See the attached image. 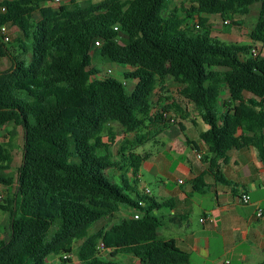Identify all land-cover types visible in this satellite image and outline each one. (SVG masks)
<instances>
[{
	"label": "trees",
	"instance_id": "trees-1",
	"mask_svg": "<svg viewBox=\"0 0 264 264\" xmlns=\"http://www.w3.org/2000/svg\"><path fill=\"white\" fill-rule=\"evenodd\" d=\"M171 1L70 0L58 9L46 6L48 0L0 1V27L20 30L13 38L17 47H8L0 34V58L11 64L0 71V129L13 124L24 131L15 192L0 199L10 224L9 239L0 240V264H49L53 256L73 264L64 256L73 255L78 241H83L80 264H123L107 262L98 249L101 243L111 258L189 264V254L174 240L159 239L157 212L167 204L139 192L136 180L131 186L123 179L121 186L106 174L129 167L138 177L145 156L135 148L150 140L143 133L148 125L164 122L152 114V97L169 78L208 127L200 138L209 144L206 159L218 182L233 186L218 165L233 150L254 148L264 163V55L254 57L252 44L223 43L213 36L209 21L210 16L247 15L260 3L249 36L264 47V0H196L184 16H165ZM195 20L198 27L191 24ZM241 25L225 24L226 31ZM96 42L102 61L129 70L124 79L135 82L131 91L116 79L91 80L99 74L92 58ZM224 90L229 99L221 104ZM183 113L189 116L186 109ZM112 123L126 135L120 161L110 151L116 139ZM107 130L109 144L103 142ZM11 164L10 153L0 145V185L13 183L5 176ZM193 184L199 192L207 188L202 176ZM121 208L140 216L121 217L90 233Z\"/></svg>",
	"mask_w": 264,
	"mask_h": 264
},
{
	"label": "crops",
	"instance_id": "crops-1",
	"mask_svg": "<svg viewBox=\"0 0 264 264\" xmlns=\"http://www.w3.org/2000/svg\"><path fill=\"white\" fill-rule=\"evenodd\" d=\"M9 31L13 38L20 36L16 27ZM177 86L180 91L181 86ZM225 97L229 99L227 92ZM180 123L185 129V133L181 132L186 146L179 148L177 135H172L178 125H153L155 132L149 142L153 138L161 150L157 155L145 153L138 177L134 178L140 182L144 169L157 187L155 192L144 187L142 193L150 190V197L167 204L157 212L162 222L159 239L174 240L179 249L189 254V264H264V163L258 152L254 148L233 150L226 162L220 159L218 165L233 186L222 184L210 173V160L206 159L209 144L200 138L207 125L201 118ZM200 176L207 188L199 192L193 181ZM243 194L251 197L249 203L241 202ZM259 210L262 217L257 216ZM119 214L129 218L136 213L121 208ZM120 256L113 258V262L142 264L132 255L120 262Z\"/></svg>",
	"mask_w": 264,
	"mask_h": 264
},
{
	"label": "rangeland",
	"instance_id": "rangeland-1",
	"mask_svg": "<svg viewBox=\"0 0 264 264\" xmlns=\"http://www.w3.org/2000/svg\"><path fill=\"white\" fill-rule=\"evenodd\" d=\"M76 1L81 3L84 2V0ZM195 1L196 0H172L168 3L167 11L164 13V15L170 16L172 12H177L181 16H184V11L189 10L191 6L194 5ZM67 4H70V0H61V2H57L56 0H48V2L45 3L46 6H51L54 9H58L60 6ZM259 11L260 3H257L253 5L250 8L248 14L244 16L228 15L226 18H222L220 16H210L209 21L212 25L213 36L218 37L225 44L238 43L241 46H249L252 44L253 48L255 46H258L260 50V55H264V47L259 44L256 45V43L253 44L249 36L251 31L255 28L257 24ZM226 21L228 22V24L241 22L242 25L233 26L232 29L228 32L226 31L225 27ZM195 22H197V20L193 21L191 24L194 25ZM12 36L13 35H11V41L8 43V47L10 48L17 47V45L13 43L14 40ZM96 51L97 47H94L92 50L93 67L98 70L99 74L96 77H92L91 80L104 77L116 79L119 82L125 83V86L127 87L128 91H131L135 86V82L124 79V72H129V70L123 68L120 65L102 61L101 58L96 55ZM10 66L11 64L7 59L0 58V71L7 70V68ZM110 69L113 70V73L111 75L108 74V70ZM160 86L154 92L152 97L153 108L161 109V107H163L165 103H169L170 106H173V108L169 110V118L167 120H164L165 123L163 122L162 125L165 124L166 126H177V123L180 121H190L191 119L200 120V115L198 111L194 108L192 104L186 102L181 97V95L179 94L178 86L172 79H168L164 89L160 88ZM225 94L226 91L224 90L220 101L221 104H223V102L226 100ZM174 104L178 105L182 109V111L178 110V108L175 107ZM185 109L188 111L189 116H185V114L183 113ZM183 117L185 119H183ZM201 125L204 126V123H201ZM154 127L155 126L148 125L147 128L143 130V133L148 134L149 138H151L153 136V132H155L153 130ZM110 128L114 131L116 135L115 142L111 144L110 151L113 154L114 160L120 161L122 160L121 154H125L123 153L122 149L126 146V135L124 134L123 129L120 127V125L116 123H112L110 125ZM151 128L152 131H150ZM172 135H177L176 143L178 148L182 144L186 146V138L178 127H175L174 131L172 132ZM128 139L129 141H133L134 137L131 136ZM103 142L107 144H109L110 142L108 130L105 131L103 135ZM0 145H3L8 150L12 160L11 168L5 171V176L13 180V183L10 185H0V199L7 200L8 198L12 197L15 192L18 170L22 164L24 149L23 129L21 127H16L13 124L7 125L3 129H0ZM160 150V145L156 143L155 140H153L152 138V140L150 142L148 141L145 145L136 146L135 153H140L142 156H145V153H152L153 155H157ZM141 173L144 174V177H141V181L137 182V188L139 192H142L144 187H148L153 192H155L157 187L156 182L147 177L144 169H141ZM106 174L113 181L118 182V184H120L121 186L124 185L122 182L123 179L129 182L131 186H135L134 175L129 167L125 168L124 170H120L118 168H111L106 170ZM121 215L122 214L118 213L114 217H109L96 223L90 230V233L93 234L104 227H111L122 217ZM9 237V215L3 211H0V240L7 241ZM82 243L83 241H78L75 244L74 253L69 257L72 260L73 264H80L78 259V251ZM100 254L102 257L104 256L108 260V262L113 263V258L110 257L109 251H100ZM128 257L129 256L127 255H121L119 260L120 262L125 261ZM61 263L62 259L60 257L53 256L49 259V264Z\"/></svg>",
	"mask_w": 264,
	"mask_h": 264
},
{
	"label": "built area",
	"instance_id": "built-area-1",
	"mask_svg": "<svg viewBox=\"0 0 264 264\" xmlns=\"http://www.w3.org/2000/svg\"><path fill=\"white\" fill-rule=\"evenodd\" d=\"M56 1H57V2H61V0H56ZM1 11H2V12H5L6 9L3 7V8H1ZM195 24H196V27H198V25H197L196 22H195ZM225 24H228V22L226 21ZM0 34H1V36H3V39H4V42H5V43H9V42L11 41L10 31H9V28H8L6 25L0 27ZM99 46H100V42H96V43H95V47H99ZM251 54H252L254 57H257V56L260 55V50H259L258 46H255L254 48H252V50H251ZM112 73H113V70H112V69L108 70V74H109V75H111ZM168 105H170V104H169V103H165V104L163 105V107H161V109L154 108V109L152 110V114L155 115V116H158V115H159V116H162L164 120H167V119L169 118L170 112L167 111V110H165V107L168 106ZM198 157H199V159L201 158L200 155H199ZM182 183H183V181H180V184H182ZM146 193H147L149 196L151 195V191H150V190H146ZM240 200H241V202H242L243 204H247V203H249V202L251 201V197H250L248 194H243V195L241 196V199H240ZM139 216H140L139 213H136V214H135V218H136V219H138ZM257 216H258V217H262V216H263V212H262V210H259V211H258ZM202 222H203V220H202ZM98 249H99V252H100V251H109V252H110V250H108V249L105 248V245H104L103 243H101V244L99 245V248H98ZM69 257H70L69 255H65V256H64V259H67V258H69Z\"/></svg>",
	"mask_w": 264,
	"mask_h": 264
}]
</instances>
